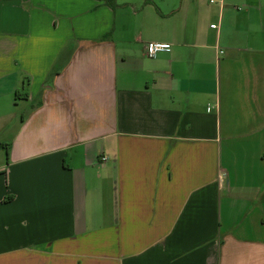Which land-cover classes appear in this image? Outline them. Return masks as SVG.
<instances>
[{"label":"crops","instance_id":"obj_1","mask_svg":"<svg viewBox=\"0 0 264 264\" xmlns=\"http://www.w3.org/2000/svg\"><path fill=\"white\" fill-rule=\"evenodd\" d=\"M114 2L0 0V264H264V0Z\"/></svg>","mask_w":264,"mask_h":264},{"label":"built area","instance_id":"obj_2","mask_svg":"<svg viewBox=\"0 0 264 264\" xmlns=\"http://www.w3.org/2000/svg\"><path fill=\"white\" fill-rule=\"evenodd\" d=\"M211 2H214L215 0H210ZM211 28H217L216 23H211L210 24ZM170 43L168 42H163V41H148L145 43L144 46V53L147 57L153 58L157 55V53L161 51H168L170 49ZM219 52L222 53L223 50L219 49ZM102 160H105L106 157L103 155L101 157Z\"/></svg>","mask_w":264,"mask_h":264},{"label":"trees","instance_id":"obj_3","mask_svg":"<svg viewBox=\"0 0 264 264\" xmlns=\"http://www.w3.org/2000/svg\"><path fill=\"white\" fill-rule=\"evenodd\" d=\"M108 5H110L111 7H115V2L114 0H104ZM25 95V94H24ZM21 97V93L19 90L16 91L15 93V98L18 99Z\"/></svg>","mask_w":264,"mask_h":264},{"label":"rangeland","instance_id":"obj_4","mask_svg":"<svg viewBox=\"0 0 264 264\" xmlns=\"http://www.w3.org/2000/svg\"><path fill=\"white\" fill-rule=\"evenodd\" d=\"M22 109V106H20V108H17V111L21 110Z\"/></svg>","mask_w":264,"mask_h":264}]
</instances>
